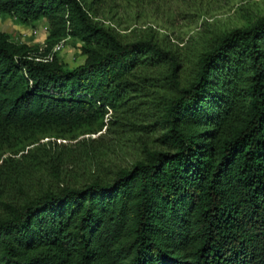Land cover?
Segmentation results:
<instances>
[{"label": "trees", "instance_id": "obj_1", "mask_svg": "<svg viewBox=\"0 0 264 264\" xmlns=\"http://www.w3.org/2000/svg\"><path fill=\"white\" fill-rule=\"evenodd\" d=\"M104 1L0 0L49 24L45 45L0 30V264H264V15L189 58L96 19ZM70 36L71 68L55 51ZM104 129L151 144L109 181L23 188L38 164L100 166Z\"/></svg>", "mask_w": 264, "mask_h": 264}, {"label": "rangeland", "instance_id": "obj_2", "mask_svg": "<svg viewBox=\"0 0 264 264\" xmlns=\"http://www.w3.org/2000/svg\"><path fill=\"white\" fill-rule=\"evenodd\" d=\"M263 15L264 0H144L138 3L105 0L98 6L95 17L105 25L114 27L126 39L155 34L163 43L184 52L189 58H194L212 33L240 27ZM48 26L46 19L26 23L11 14L0 13V30L10 33L19 42L45 45ZM80 46L81 41L70 36L61 40L55 46V51L60 60L71 68L83 63L86 58ZM186 64V71L190 73L192 61L188 60ZM100 133H103V137L98 147L103 145L108 149L100 166L93 165L90 151L73 162L61 163L58 173L51 162L43 166L38 164L31 169H25L23 175L19 174L23 188L28 191L37 184L41 189L52 184L79 185L96 176L109 181L117 165H131L140 156L142 144L146 141L151 144V136L146 140L136 131L120 133V138L114 133L106 135L105 129ZM100 133L58 142L71 145L84 137L99 138ZM48 140L50 139L42 142L48 143ZM96 160H99V155Z\"/></svg>", "mask_w": 264, "mask_h": 264}]
</instances>
